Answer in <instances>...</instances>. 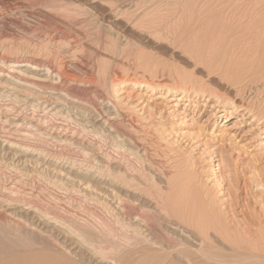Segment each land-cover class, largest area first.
<instances>
[{"label": "rangeland", "instance_id": "374dc122", "mask_svg": "<svg viewBox=\"0 0 264 264\" xmlns=\"http://www.w3.org/2000/svg\"><path fill=\"white\" fill-rule=\"evenodd\" d=\"M16 61L47 71L48 86L0 78V199L50 221L39 226L41 264H86L74 255L90 233L113 254L117 203L84 188L103 173L118 189V164L147 174L136 180L152 200L164 192L179 234L220 256L262 257L229 264H264V0H0V77ZM9 141L33 158L11 153ZM133 247L116 259L151 249Z\"/></svg>", "mask_w": 264, "mask_h": 264}, {"label": "bare ground", "instance_id": "6f19581e", "mask_svg": "<svg viewBox=\"0 0 264 264\" xmlns=\"http://www.w3.org/2000/svg\"><path fill=\"white\" fill-rule=\"evenodd\" d=\"M95 1V0H94ZM82 13V12H81ZM148 27V26H147ZM110 43V42H109ZM129 46V45H128ZM132 48V47H131ZM121 49V48H120ZM7 60V58H6ZM30 60V59H29ZM15 63L13 65V70L11 69V71L9 72L8 76L3 78L0 77L2 80L5 81H12V79H17L19 78V76H25L28 78H35L31 81L32 84H28V85H24L25 88L27 89H31L33 90V88H40V89H35L37 91L41 90L43 87L48 86L45 77V73H43V75H39V71H37L38 69L36 68H32L33 66H29V65H33V63H27L28 65H21L22 63L19 61L13 62ZM21 63V64H20ZM38 63V62H37ZM25 64V63H24ZM51 64V63H50ZM44 65V64H43ZM52 65V66H51ZM48 66V73L52 74L55 78L58 79H62L64 77L61 69L58 67H55V65L53 66V63ZM29 66V67H28ZM39 66V65H38ZM37 66V67H38ZM42 66V65H41ZM65 66V65H64ZM44 67V66H43ZM11 68V67H10ZM42 68V67H41ZM10 70V69H9ZM2 74V73H1ZM0 74V75H1ZM47 74V73H46ZM1 76H5V75H1ZM45 78V80H44ZM25 79V78H24ZM51 79V78H50ZM26 80V79H25ZM65 80V79H64ZM29 82V81H28ZM54 82V81H53ZM5 83V82H2ZM9 83V82H8ZM27 83V82H26ZM57 83V82H55ZM10 84V83H9ZM146 84V83H145ZM5 85V84H4ZM54 85V84H53ZM56 85V84H55ZM148 88H152L154 87V85L147 83L146 84ZM51 86V85H50ZM1 87V86H0ZM5 87V86H4ZM15 88H19V87H15ZM49 88V87H48ZM54 88V87H53ZM115 88V87H114ZM47 89V88H46ZM67 89V87H66ZM73 90V89H72ZM75 90V89H74ZM16 91V90H15ZM28 91V90H27ZM64 91V90H63ZM25 92V91H24ZM42 92V91H41ZM75 92V91H73ZM10 93V92H8ZM12 93V92H11ZM38 93V92H37ZM65 93V92H64ZM188 93V92H186ZM67 94V93H66ZM69 94V93H68ZM67 94V95H68ZM32 95V94H31ZM30 95V96H31ZM36 95V94H34ZM39 95V94H38ZM44 95V94H43ZM52 95V94H51ZM29 96V97H30ZM46 96V95H45ZM49 97V96H48ZM54 97H56L54 95ZM24 98V97H23ZM37 98V97H36ZM40 98V97H39ZM58 98V96L56 97ZM62 98V97H61ZM61 98H58L59 100ZM67 99V98H66ZM65 99V101H66ZM52 100H54V98L52 97ZM45 101V100H44ZM64 101V102H65ZM35 102V101H34ZM51 102V101H50ZM36 103V102H35ZM47 104V103H46ZM61 104V103H60ZM36 105V104H35ZM47 106V105H46ZM55 106V105H54ZM57 106V105H56ZM94 107V106H93ZM38 108V107H37ZM44 108V107H43ZM39 109V108H38ZM53 109V108H52ZM50 110V109H49ZM97 110V109H96ZM57 111V110H56ZM95 111V110H94ZM93 111V112H94ZM7 112V111H6ZM58 112V111H57ZM60 112V111H59ZM8 113V112H7ZM52 114V113H51ZM54 114V113H53ZM6 115V114H5ZM48 115V114H47ZM65 115V114H64ZM61 116V115H60ZM69 116V115H68ZM67 116V117H68ZM112 116V115H111ZM115 116V115H114ZM3 117V116H2ZM70 117V116H69ZM100 117V116H99ZM113 117V116H112ZM111 117V119H112ZM5 118V117H4ZM54 118V117H53ZM116 118V117H115ZM97 119V118H96ZM2 120V119H1ZM50 120V119H48ZM47 120V121H48ZM61 120V119H60ZM4 121V120H3ZM8 122V121H7ZM49 122V121H48ZM6 123V121H5ZM40 123V122H39ZM44 123V122H43ZM107 123V121H106ZM114 123V122H113ZM112 123V124H113ZM7 124V123H6ZM15 124V123H14ZM115 124V123H114ZM46 125V124H45ZM44 125V126H45ZM48 125V124H47ZM43 126V125H42ZM113 128L115 129V131H119L120 129H118V127L115 125H112ZM119 126V125H118ZM109 127V126H108ZM28 128V127H27ZM37 129V128H36ZM30 130V129H29ZM108 130V129H107ZM12 131V130H10ZM17 132V131H16ZM119 132L122 133V135L124 136L125 133L122 132V130H120ZM23 134V133H22ZM21 134V135H22ZM116 134V133H115ZM115 134H113L115 136ZM120 134V133H119ZM127 134V133H126ZM20 135V134H19ZM20 135V136H21ZM29 135H27L28 137ZM126 136V135H125ZM59 138V137H58ZM57 138V139H58ZM67 141V140H66ZM65 141V142H66ZM95 143V142H94ZM9 145V150H11V153H15V155L17 156V154H20L23 158H30L32 156V153L30 152V150L28 149H24L22 147H18L14 142L9 141L8 143ZM92 145V144H91ZM7 153V152H6ZM5 155H9L5 154ZM14 155V157H15ZM139 155V153L137 154ZM135 154V156H137ZM13 156V155H12ZM18 157V156H17ZM138 157V156H137ZM2 158V157H1ZM16 158V157H15ZM22 158V159H23ZM1 160V159H0ZM32 160V159H31ZM33 161V160H32ZM38 161V160H37ZM24 162V161H23ZM31 162V161H30ZM39 162V161H38ZM25 163V162H24ZM40 163V162H39ZM11 165V164H10ZM12 166V165H11ZM15 166V165H14ZM45 166V165H44ZM117 170H119L118 173H111L112 175L110 176L111 179L114 181V185L118 186V189L115 188L112 184H107L106 180L104 179L105 177H102L103 173L101 176H94V175H90L88 174V178H91V182L90 183H94L90 186V184L85 183V190H88L90 188H94L96 189L98 192V194H100L102 197L106 196L105 198L109 199H113L115 200L116 206H112V205H108V206H112L114 207V210H116L117 215L115 214L114 216H117L116 218H118V222L121 226V228H119V230H121V237L119 235V238L117 237V239H115L116 241H114V251L113 254H109V253H105L103 250H100V247L96 246L95 243L96 242H100L98 240H100L99 238H97V236H95L94 234L91 235L88 234L89 238L91 236V238L88 240V250L85 249V246L81 247V249L79 250L82 251V253H80V255H74L75 257H80L79 260H83V262H87L86 264L90 263V264H162L164 261L168 260V258L172 255L175 256V259L179 260L182 264H195L197 259H200L201 261H207V260H216L217 262L223 263V264H229V263H238L237 261L233 262L234 259L237 258H242L245 257V259L247 258L248 260L251 259H260L262 258L260 256V254L257 253H253V252H249L247 250V252L244 250L245 249H241V248H230L231 251L235 252L236 255L235 256H230L229 258L226 256H220V254H218L216 251H213L214 249H205L203 244H200V240H198V242H196L195 240L197 239H191L190 237L183 235L182 231L181 234H179V232H177V228L175 227V223H172L170 218V211L172 210V208L170 207V205L168 206V204H166V201L163 197V193L162 190H159L157 192V201L152 200L151 198H149L145 193V188L148 189L146 186L143 187L141 184L137 183L136 178H142V179H147V174L144 173V171H140V170H129L128 168H126L125 166H123V164L117 166ZM47 168V166H46ZM45 169V168H44ZM48 169V168H47ZM132 169V168H131ZM49 170V169H48ZM146 170V169H145ZM47 171V170H46ZM61 171V170H60ZM147 171V170H146ZM131 172H134L132 174H130ZM68 173V172H67ZM89 173V172H88ZM64 174V173H63ZM5 175V174H4ZM82 175V174H81ZM84 175V173H83ZM100 175V174H99ZM3 177V176H2ZM71 177V176H70ZM84 177V176H83ZM108 177V176H107ZM1 179V178H0ZM2 179H5L2 178ZM1 179V181H2ZM20 179V178H19ZM86 179V178H85ZM9 180V179H8ZM11 180V179H10ZM19 181V180H18ZM7 182V181H6ZM20 182V181H19ZM1 184V182H0ZM18 184V183H17ZM3 185V183H2ZM16 185V184H15ZM14 185V186H15ZM82 186V185H81ZM2 187V186H1ZM18 187V186H17ZM16 187V188H17ZM154 187V186H152ZM1 189V188H0ZM6 190H8L7 188H3ZM1 189V190H3ZM13 190L14 187L10 188V190ZM148 191V190H147ZM85 192V191H84ZM95 192V193H96ZM32 193V192H31ZM93 193V194H95ZM85 194V193H84ZM91 194V193H90ZM11 195V194H10ZM30 195V194H29ZM92 195V194H91ZM97 195V194H96ZM87 197V195H85ZM95 196V195H94ZM165 196V195H164ZM28 197V196H27ZM89 197V196H88ZM91 197V196H90ZM100 197V196H99ZM138 197V198H137ZM94 198V197H93ZM96 198V197H95ZM132 198H136V200L139 199V203H143V204H139L142 205L141 209L137 208H133L131 206V202L133 203L135 200ZM99 199V198H98ZM102 199V198H101ZM21 199H8L7 200H3L0 199V264H41V259H40V251L42 250L41 248H47L46 245H44L42 242L43 237H42V242H41V237L38 238V236L41 233V229L39 230V226L44 225V224H50V221L46 220L45 217H43L36 208H34L32 205H27L24 204L20 201ZM104 200V199H103ZM102 200V201H103ZM112 200V201H113ZM152 200V201H151ZM23 201V200H22ZM101 201V200H100ZM141 201V202H140ZM114 202V201H113ZM106 202H104L105 204ZM108 204V203H107ZM111 204V203H110ZM113 204V203H112ZM135 204V203H134ZM172 204V203H171ZM173 206V205H172ZM106 207V205H105ZM111 207V208H112ZM170 210H169V208ZM107 208V207H106ZM110 208V207H109ZM175 209V207H174ZM108 210V209H107ZM111 210V209H110ZM113 210V209H112ZM109 211V210H108ZM114 212V211H113ZM112 214V213H110ZM173 214V213H171ZM175 214V213H174ZM113 215V214H112ZM45 216V215H44ZM172 216V215H171ZM116 220V221H117ZM52 224V223H51ZM50 227V226H49ZM117 228V227H116ZM51 229V228H50ZM39 230V231H38ZM54 231H56L55 229H52ZM131 230V233L128 231ZM50 231V230H49ZM104 231V230H103ZM110 231V230H109ZM117 231L116 230V235H117ZM45 232V231H43ZM48 234V230L46 232ZM61 233V232H60ZM65 233V232H64ZM67 233V232H66ZM78 233V232H77ZM84 233V231H83ZM87 233V232H86ZM86 233H84L86 235ZM104 233V232H103ZM120 233V232H119ZM164 233L165 236H162V234ZM42 234V233H41ZM44 234V233H43ZM46 234V235H47ZM50 234V232H49ZM55 234V232H54ZM54 234H51L53 236H55ZM107 235H105L106 237L110 234L106 233ZM69 235V234H68ZM73 235V234H72ZM100 235V234H99ZM115 235V238H116ZM58 236V235H57ZM60 236V235H59ZM62 236V233H61ZM76 236V235H74ZM84 236V235H83ZM94 236L96 237V239L94 238ZM104 236V237H105ZM118 236V235H117ZM51 237V236H50ZM73 237V236H72ZM99 237V236H98ZM103 237V236H102ZM105 237V238H106ZM110 238V235L108 236ZM106 238L107 240L109 238ZM38 238V239H37ZM46 240V237H44ZM52 238V237H51ZM50 238V239H51ZM113 238V236H112ZM74 239V237H73ZM84 239V238H83ZM104 239V238H103ZM102 239V240H103ZM225 239V238H224ZM40 240V242H39ZM85 240V239H84ZM83 240V241H84ZM101 240V241H102ZM107 240H103V242L107 241ZM49 241V240H48ZM53 241V239H52ZM68 241V240H67ZM65 241V242H67ZM109 241V240H108ZM112 241V240H111ZM50 242V241H49ZM55 241H53L54 243ZM69 242V241H68ZM67 242V243H68ZM82 242V241H81ZM47 243V242H45ZM58 243V241L55 242V244ZM61 242H59L60 244ZM77 243V242H76ZM102 244V242H100ZM106 243V242H105ZM108 243V242H107ZM144 244L146 246H149V248H151L147 253L145 252L144 254H138L137 256H134V254H131L132 256H134L130 259L127 258H120L116 259V256L119 255L122 250L125 248H131L134 245L136 246V244ZM50 244V243H49ZM64 244V242H63ZM66 244V243H65ZM69 244V243H68ZM87 244V243H86ZM99 244V243H98ZM97 244V245H98ZM57 245V244H56ZM74 245V244H73ZM103 245V244H102ZM100 245V246H102ZM107 245V244H106ZM46 246V247H45ZM64 246V245H63ZM62 246V247H63ZM67 246V244H66ZM64 247V249H66L67 251H69V249L67 247ZM76 246V245H75ZM61 247V248H62ZM77 247V246H76ZM103 247V246H102ZM105 247V246H104ZM111 247V246H110ZM138 247V246H137ZM144 247V246H143ZM134 248V247H133ZM140 248V247H139ZM148 248V247H147ZM148 248V249H149ZM59 249V248H58ZM72 248H70L71 250ZM145 249V248H144ZM144 249H142L141 251H143ZM109 250V249H108ZM107 250V251H108ZM128 250V249H127ZM126 250V251H127ZM136 248H135V252H136ZM243 250V251H242ZM43 251V250H42ZM52 251V250H51ZM55 251V250H54ZM72 251V250H71ZM77 251V250H75ZM84 251V252H83ZM106 251V250H105ZM130 251V250H129ZM242 251V252H240ZM48 252V251H47ZM50 252V251H49ZM61 252V251H60ZM132 252V251H131ZM129 252V253H131ZM140 252V251H137ZM154 252V253H153ZM220 253V251H218ZM46 253V251H45ZM45 253H42L43 255ZM64 253V252H63ZM84 253L87 255L86 257L90 259H85V255ZM152 253V254H151ZM48 254V253H47ZM65 254V253H64ZM73 254V253H72ZM78 254V253H77ZM61 255V254H60ZM59 255V256H60ZM121 255V254H120ZM136 255V254H135ZM58 256V255H57ZM45 257V256H44ZM67 257V256H66ZM69 257H70V253H69ZM55 258V257H54ZM71 258V257H70ZM233 258V259H232ZM46 259V257H45ZM64 260H66L65 258H63ZM69 259V258H68ZM232 259V260H231ZM47 262H49L50 264V260L47 258ZM53 260V259H51ZM76 260V259H75ZM54 261V260H53ZM58 261V260H57ZM61 262L64 263V261L60 260ZM68 261V260H67ZM66 261V263H67ZM73 261V260H72ZM44 262V260H43ZM69 262V261H68ZM82 262V261H80ZM55 263V262H54ZM59 263V262H58ZM73 262H71L72 264ZM76 263V261H75ZM57 264V262L55 263ZM74 264V263H73ZM164 264V263H163Z\"/></svg>", "mask_w": 264, "mask_h": 264}]
</instances>
